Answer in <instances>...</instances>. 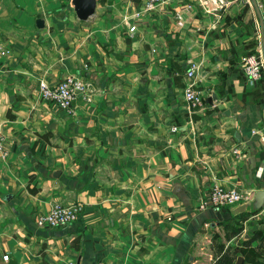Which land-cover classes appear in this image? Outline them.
<instances>
[{"label":"crops","instance_id":"1","mask_svg":"<svg viewBox=\"0 0 264 264\" xmlns=\"http://www.w3.org/2000/svg\"><path fill=\"white\" fill-rule=\"evenodd\" d=\"M144 2L97 0L81 19L73 0H0L10 50L0 55V264H213V235L237 226L226 245L254 264L239 245L264 230V203L253 205L264 189V77L243 69L261 48L257 10L251 0L211 10L167 0L130 33ZM193 62L197 105L184 95ZM69 73L94 93L74 112L39 92L40 80ZM215 181L254 195L222 206L232 215L220 220L217 207H200ZM56 200L81 202L79 218L38 225Z\"/></svg>","mask_w":264,"mask_h":264},{"label":"built area","instance_id":"2","mask_svg":"<svg viewBox=\"0 0 264 264\" xmlns=\"http://www.w3.org/2000/svg\"><path fill=\"white\" fill-rule=\"evenodd\" d=\"M167 0H145L141 10L134 14V20L129 26V32L134 33L140 28V20L147 12L160 8ZM236 0H199L201 4L212 5L208 10L218 7H233ZM236 3V2H235ZM186 8L192 4H185ZM10 50L0 43V55H8ZM243 69L245 76L252 82L260 81L264 77V57L261 50L252 51L245 54L243 58ZM197 63L193 62L186 71V81L184 85V95L188 103L192 105L201 104L204 101V92L196 82ZM39 92L45 100L53 102L60 107L74 112L76 101L84 99L87 102L93 101V86L82 73H69L60 81L51 84L47 80H40ZM174 130L178 126L173 127ZM6 136L0 131V156H6ZM254 195V190L241 188L238 185L225 187L219 181H215L209 193L200 202V207L209 206L220 208L222 206L235 205L239 202L250 200ZM83 210L81 202H63L62 200L53 201L48 211L37 216V224L40 226H62L67 227L77 220ZM4 259H8L9 254H4ZM95 264H110L106 260H100Z\"/></svg>","mask_w":264,"mask_h":264},{"label":"trees","instance_id":"3","mask_svg":"<svg viewBox=\"0 0 264 264\" xmlns=\"http://www.w3.org/2000/svg\"><path fill=\"white\" fill-rule=\"evenodd\" d=\"M247 215V214H245ZM241 231L240 226L235 227L233 230H228L225 233V239L218 240V235L214 234L212 237V248L214 254L213 264H233L237 261V251L231 245H226L225 241L231 239V237ZM258 240L257 245H253V242ZM264 247V230L258 229L253 233L243 238L240 242L239 248L245 255V258L254 264H264L260 259L262 252L261 248ZM187 264H195L192 261H187Z\"/></svg>","mask_w":264,"mask_h":264},{"label":"water","instance_id":"4","mask_svg":"<svg viewBox=\"0 0 264 264\" xmlns=\"http://www.w3.org/2000/svg\"><path fill=\"white\" fill-rule=\"evenodd\" d=\"M257 10L259 19H260V30H261V52L264 57V15L261 9V6L258 0H251ZM75 9L77 11L78 16L81 19H87L90 15H92L96 10V3L97 0H73ZM38 23L42 25V20L39 19ZM264 203V189L259 190L255 198L253 200V205L255 208H259ZM216 214L218 218L221 219H228L231 217V213L227 210L226 207H220L216 209ZM243 261V256L239 255L236 261L237 264H241Z\"/></svg>","mask_w":264,"mask_h":264},{"label":"rangeland","instance_id":"5","mask_svg":"<svg viewBox=\"0 0 264 264\" xmlns=\"http://www.w3.org/2000/svg\"><path fill=\"white\" fill-rule=\"evenodd\" d=\"M260 50H261V48H260ZM252 52V51H251ZM234 205V204H233ZM233 205H230V206H233Z\"/></svg>","mask_w":264,"mask_h":264}]
</instances>
